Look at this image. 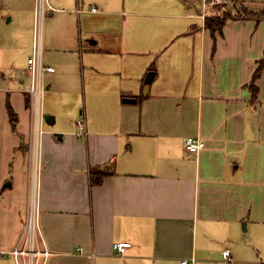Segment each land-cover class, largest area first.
I'll return each mask as SVG.
<instances>
[{"label":"crops","instance_id":"crops-1","mask_svg":"<svg viewBox=\"0 0 264 264\" xmlns=\"http://www.w3.org/2000/svg\"><path fill=\"white\" fill-rule=\"evenodd\" d=\"M49 1L53 117L36 142L29 76L14 62L0 71V264H17L33 195L44 264H230L227 248L233 264H264V68L251 87L264 17L231 19L213 37L203 0ZM252 1L264 6L223 4L263 8ZM21 22L29 57L34 9ZM188 136L201 151L185 149ZM93 169L107 172L101 183ZM123 240L124 257L113 249Z\"/></svg>","mask_w":264,"mask_h":264},{"label":"built area","instance_id":"built-area-1","mask_svg":"<svg viewBox=\"0 0 264 264\" xmlns=\"http://www.w3.org/2000/svg\"><path fill=\"white\" fill-rule=\"evenodd\" d=\"M225 2L226 0H203V13L201 15L203 20L205 21V18L207 16L206 12L208 7ZM54 9L55 7L49 0H35L33 44L31 54L27 60V66L23 69V72L29 76L30 80L27 90L31 96L30 108L33 116L34 129L36 131L35 142L37 141L38 136L43 131L41 130L40 126L45 119V114L43 112V95L45 90L44 74L45 72L55 71L54 66L46 65L43 62V22L46 13ZM92 9L96 10L97 8L93 7ZM78 126L81 130L80 132H84V130L86 129L85 119L83 116L78 119ZM184 146L185 149L190 152H199L205 146V141L201 136H188L184 140ZM37 202V197L33 195L31 210L29 212V216L25 224V233H27L26 242L23 245L18 244V246L11 251V254L15 257L17 264H44L46 258L51 253L47 246L41 248L38 245L39 240L37 239V234H39L40 230ZM131 245L132 242L128 240L115 241L113 243V249L117 254L124 257L126 256L127 248H129ZM225 254L227 262L233 264L234 259L231 255V250L229 248L226 249ZM181 263L191 264L188 260H182Z\"/></svg>","mask_w":264,"mask_h":264},{"label":"rangeland","instance_id":"rangeland-1","mask_svg":"<svg viewBox=\"0 0 264 264\" xmlns=\"http://www.w3.org/2000/svg\"><path fill=\"white\" fill-rule=\"evenodd\" d=\"M252 2H254L255 4H251V6L256 10L263 7L262 3L260 2L257 1L256 2L252 1ZM33 7H34V0H0V71L2 72L7 73L8 70L10 71L14 62V65L17 68L16 75L18 77L27 76V75L24 76V74L26 73L23 72V68H26V65L22 64L20 66V64L22 63V61H24V59L28 58L27 56L29 54V51L24 50V48H20L21 46H26V43L18 41V37L16 36L17 30L15 28L20 27L22 25L21 19L26 14H28V12H30V9H32V14H33V9H34ZM215 8H217V10L215 11L216 15L218 14L222 15L226 13L237 15L238 13L244 14L243 9L247 7L241 5L238 6L234 4L221 3V4H216ZM208 15H213V14H208ZM9 17H13V21L10 24L7 22V19ZM31 25L33 27V22L31 23ZM45 27H46V21H45ZM44 30L46 32V28ZM30 40H33V38H31ZM29 44L27 45V48ZM32 44L33 43H31L29 50L32 49ZM16 58L19 60V64H16Z\"/></svg>","mask_w":264,"mask_h":264},{"label":"trees","instance_id":"trees-1","mask_svg":"<svg viewBox=\"0 0 264 264\" xmlns=\"http://www.w3.org/2000/svg\"><path fill=\"white\" fill-rule=\"evenodd\" d=\"M244 14H240L238 13L237 15H232V14H222V15H207L205 18V27L207 29L210 30V32L212 33L213 37L215 35V33L218 32H222L224 25L227 23V21L231 20V19H243V18H250L253 16H257V21H259V19H261L262 17H264V6L260 11H254L250 8H244L243 9ZM258 67L254 73L252 82H251V87L252 88H256V82L258 81L263 68H264V56L263 58H261L258 62ZM107 174V172L104 169H93L92 170V182L97 184V183H101V181L103 180L104 176Z\"/></svg>","mask_w":264,"mask_h":264},{"label":"water","instance_id":"water-1","mask_svg":"<svg viewBox=\"0 0 264 264\" xmlns=\"http://www.w3.org/2000/svg\"><path fill=\"white\" fill-rule=\"evenodd\" d=\"M152 72H149L148 75L146 76V81L149 82L151 77H152ZM51 117H53L51 114H46L45 115V119L46 121L50 122L51 121Z\"/></svg>","mask_w":264,"mask_h":264}]
</instances>
